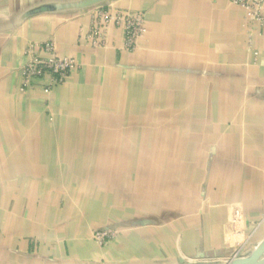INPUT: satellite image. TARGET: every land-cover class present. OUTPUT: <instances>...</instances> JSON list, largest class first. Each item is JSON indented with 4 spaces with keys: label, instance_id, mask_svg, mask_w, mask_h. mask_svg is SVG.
Listing matches in <instances>:
<instances>
[{
    "label": "crops",
    "instance_id": "obj_1",
    "mask_svg": "<svg viewBox=\"0 0 264 264\" xmlns=\"http://www.w3.org/2000/svg\"><path fill=\"white\" fill-rule=\"evenodd\" d=\"M80 1L0 0V264L250 253L264 241V20L230 0H103L148 30L129 50L110 25L94 47ZM41 5L54 9L26 17ZM46 42L79 66L26 83L27 48ZM98 229L116 231L106 247Z\"/></svg>",
    "mask_w": 264,
    "mask_h": 264
},
{
    "label": "built area",
    "instance_id": "obj_2",
    "mask_svg": "<svg viewBox=\"0 0 264 264\" xmlns=\"http://www.w3.org/2000/svg\"><path fill=\"white\" fill-rule=\"evenodd\" d=\"M233 4L245 10L246 17L251 20H264V0H230ZM94 20L86 37L94 47H104L107 44L106 30L115 25L123 29L126 48L134 50L140 40L147 34L145 14L142 11L114 9L105 5L92 8ZM38 51H45L51 55L42 57ZM29 59L23 67L24 80L50 74L54 81H64L68 75L79 66L75 56H60L55 51L53 42L43 44L34 43L27 48ZM114 235V234H113ZM109 236L104 230H99L94 238L102 244Z\"/></svg>",
    "mask_w": 264,
    "mask_h": 264
},
{
    "label": "water",
    "instance_id": "obj_3",
    "mask_svg": "<svg viewBox=\"0 0 264 264\" xmlns=\"http://www.w3.org/2000/svg\"><path fill=\"white\" fill-rule=\"evenodd\" d=\"M102 1L103 0H81L75 5L76 6L75 8H77L76 10L85 11V10L100 6L98 4ZM52 6H55L56 9L62 8V5H59V4H55ZM52 9L54 8L53 7L51 8L50 5H41L40 7L34 9L31 12H27L26 17L31 15L34 12H48V11H51ZM263 249H264V241L260 243L257 247H255L247 257L238 258L232 261L228 260L222 264H237V263H243V262H247V264H253L254 262L264 261V259H259Z\"/></svg>",
    "mask_w": 264,
    "mask_h": 264
},
{
    "label": "rangeland",
    "instance_id": "obj_4",
    "mask_svg": "<svg viewBox=\"0 0 264 264\" xmlns=\"http://www.w3.org/2000/svg\"><path fill=\"white\" fill-rule=\"evenodd\" d=\"M99 230H104L108 233L109 236H107L103 243L102 244H99V242L94 238V235L99 231ZM116 231L114 229H98L96 231H94L93 233V239L95 240V242L99 245V246H102V247H106L108 244H109V241L111 238H113V234L115 233ZM250 253H246L245 255H241V256H237V257H231L229 259V261H232V260H235V259H238V258H245L249 255ZM259 259H264V249L262 250V253L259 257ZM255 263H260V264H263L264 261H259V262H255Z\"/></svg>",
    "mask_w": 264,
    "mask_h": 264
},
{
    "label": "bare ground",
    "instance_id": "obj_5",
    "mask_svg": "<svg viewBox=\"0 0 264 264\" xmlns=\"http://www.w3.org/2000/svg\"><path fill=\"white\" fill-rule=\"evenodd\" d=\"M237 264H247V262H243V263H237Z\"/></svg>",
    "mask_w": 264,
    "mask_h": 264
}]
</instances>
